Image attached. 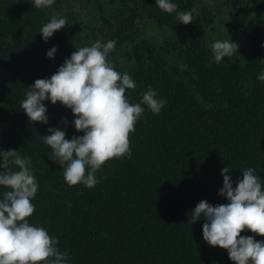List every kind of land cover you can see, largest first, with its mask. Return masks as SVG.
<instances>
[{"label": "trees", "instance_id": "trees-1", "mask_svg": "<svg viewBox=\"0 0 264 264\" xmlns=\"http://www.w3.org/2000/svg\"><path fill=\"white\" fill-rule=\"evenodd\" d=\"M66 1L94 13L99 41H116L108 60L136 81L126 93L131 102L151 86L167 103L158 115L145 106L130 133L131 158L108 161L96 174L106 179L92 189L69 186L41 137L49 127L66 130L67 139L82 136L71 110L47 102L48 124H35L20 103L27 87L94 42L81 36L75 16L63 13L62 0L50 6L0 0V151L31 158L39 184L31 222L58 238L68 264H234L227 250L204 241V221L191 223V212L202 200L227 203L218 194L226 166L234 187L248 167L264 183V82L257 79L264 70V0H226L234 10L230 30H239L252 49L219 64L208 40L217 14L204 0H175L180 11L197 10L188 25L155 0ZM53 16L67 23L45 42L40 29ZM148 21L176 41L159 46L144 38ZM53 46L57 53L49 59ZM241 235L264 240L248 230Z\"/></svg>", "mask_w": 264, "mask_h": 264}, {"label": "clouds", "instance_id": "clouds-1", "mask_svg": "<svg viewBox=\"0 0 264 264\" xmlns=\"http://www.w3.org/2000/svg\"><path fill=\"white\" fill-rule=\"evenodd\" d=\"M39 2V0H38ZM46 6L55 0H44ZM155 5L169 15H175L178 24L193 21L196 9L178 10L175 0H155ZM66 19L53 16L40 29L48 42L66 26ZM115 40H97L90 46L76 48L63 65L50 77L37 79L27 87L20 108L30 122L47 125L46 103H57L70 109L72 125L82 136L67 139L66 130L49 127V135L41 137L51 151L48 157L63 169L69 186L82 185L92 189L106 177L97 172L114 159L131 158L130 133L142 118L145 106L158 115L166 107V99L158 96L151 86L141 93L139 103H132L129 90H135L136 81L127 72L114 69L108 57L114 51ZM213 62H225L239 48L231 40H216L209 45ZM53 46L46 55L54 59ZM184 67V66H181ZM257 79L264 82V70ZM10 165L12 167H10ZM0 264H68L70 255L59 248L58 238L48 230L31 222L35 213V199L39 184L32 169L30 157L17 150L0 151ZM15 169V170H13ZM232 171L221 170L223 187L218 194L227 203L211 205L200 201L191 212V223L203 220V239L212 247L227 250L234 264H264V240L252 235H241L246 230L264 237V183L252 167L241 170L242 178L234 181Z\"/></svg>", "mask_w": 264, "mask_h": 264}, {"label": "rangeland", "instance_id": "rangeland-1", "mask_svg": "<svg viewBox=\"0 0 264 264\" xmlns=\"http://www.w3.org/2000/svg\"><path fill=\"white\" fill-rule=\"evenodd\" d=\"M214 13L217 14L215 24L208 29V40L211 43L216 40H233L239 46L234 55H242L248 53L252 49V42L243 39V35L239 30L231 31L229 27L230 15L234 12L233 8L226 0H204ZM61 8L63 13L72 14L76 17L80 25V33L83 38L89 39L93 42L100 40L101 36L98 31L99 25L93 22L94 13L85 10L81 4L68 3L62 0ZM145 25L144 38L151 40L156 45L166 46L167 43H174L176 36L169 30L159 29L157 25L148 21Z\"/></svg>", "mask_w": 264, "mask_h": 264}]
</instances>
